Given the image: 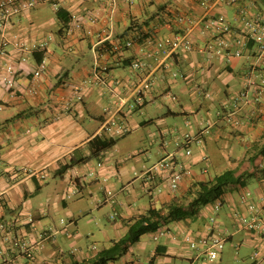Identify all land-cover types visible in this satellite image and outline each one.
I'll list each match as a JSON object with an SVG mask.
<instances>
[{
	"label": "crops",
	"instance_id": "1",
	"mask_svg": "<svg viewBox=\"0 0 264 264\" xmlns=\"http://www.w3.org/2000/svg\"><path fill=\"white\" fill-rule=\"evenodd\" d=\"M53 2L57 7L52 2H42L14 17L11 27L5 31L7 53L0 56V75L6 64H11L15 68L17 90L11 93L0 86L3 106L0 109V221L8 225L0 230V264H65L72 257L85 258L97 248L95 245V248L83 247L78 242L84 234L74 227L83 210L76 205L67 212L68 218L75 219L68 221L67 229L73 226L69 237L59 231L62 218L56 225L44 224L43 217L49 215L50 209L59 211L58 192L49 194L50 190H45L50 181L60 179L63 182L60 183L63 189L60 195L64 205L66 200L89 198L90 207L86 211L92 215L94 225H99L101 220L108 223L107 226L103 224L101 230L108 241L107 246L112 238L122 234L126 221L149 205L165 204L180 196L193 181L204 180L209 173H221L229 168L235 169L236 174L246 172L243 186L228 188L216 212L209 203L202 206L193 219L163 224L161 227L168 228L170 233L156 240L152 239L154 233H149L145 240L140 237L119 259L106 264H203V256L186 245L182 232L203 235L210 229L226 238L238 264H253L250 258L253 251L258 252L260 261L257 264H264V238L237 228L230 216L233 209L246 213V207L240 202V194L245 189L252 192L260 207H264V176L256 166L264 167V156H257L252 163L246 152L264 132V94L260 102H253L248 97V102L241 105L237 112L239 125L228 122L224 116L225 105L246 87V73L250 72L256 83L264 77V61L255 59L253 43L248 42L240 56L230 55L234 45L230 46L227 55L217 54L213 51L219 48L215 36L201 34L199 28L193 27L190 33L192 51L155 54L156 39L168 37L183 28L184 25L176 22V14L191 18L204 15L199 0H117L111 14L108 13L109 0ZM161 5H165L172 16L166 15L157 22L151 19L141 29L130 27L135 21L153 15ZM240 6H246L251 14H260L264 18V0H239L234 4L219 5L213 13L223 14L231 28L237 30ZM58 8H67L81 16L96 11L98 19L92 25L84 24L72 32L66 28L60 34L56 19ZM101 38L105 39L103 44L98 43ZM125 39H132L133 44L122 51L105 48L111 41ZM15 42L24 43L33 50L24 63L19 62L22 51L14 47ZM208 43L212 49L207 48ZM205 47L204 51L198 50ZM149 51L154 55L146 56ZM42 58H46L48 68L36 86V92L28 94L26 88L31 83V71ZM135 59H144L147 68L132 69L130 63ZM174 71L178 73L175 77L171 75ZM147 78L153 79V83L142 90V101L137 104L134 102L136 87L142 86ZM77 88L82 90L81 99H73L64 109V101ZM247 90L250 96L252 88ZM147 103L164 105L165 109L160 115L144 113L143 120L133 121L132 113L136 110L143 113ZM111 115H115L117 123L125 128L123 133L110 134L104 129L103 124ZM187 121L190 126L186 125ZM153 123L160 125L159 136L153 156L148 153L146 158L152 161L175 152L195 171L176 192H169L164 187L153 199L149 198L135 173L151 164L144 162L137 171L135 167L128 169L119 162L108 160L106 155L104 158L91 157L58 173L60 164L71 156L89 154L87 144L93 136L117 140L132 129L143 130L145 125ZM206 125L209 127L202 143L192 142V154L185 157L182 149L175 145L176 135L184 131L195 133ZM203 154L207 157L206 172L200 171L205 164L201 160ZM90 170L92 175L88 174ZM41 173L45 174L43 178ZM57 185L55 188L60 187ZM73 186L77 193L66 198L65 192ZM44 190L49 192L42 199L39 196ZM107 190L112 191L115 202L108 201ZM113 210L118 214L111 218ZM212 214L217 215L215 224L209 221ZM28 215L32 216L31 222L27 221ZM108 228L113 231L110 235ZM48 229L57 232L54 237L45 239L42 234ZM23 240L34 244L32 261L25 258L18 244ZM210 264L221 263L215 260Z\"/></svg>",
	"mask_w": 264,
	"mask_h": 264
},
{
	"label": "built area",
	"instance_id": "2",
	"mask_svg": "<svg viewBox=\"0 0 264 264\" xmlns=\"http://www.w3.org/2000/svg\"><path fill=\"white\" fill-rule=\"evenodd\" d=\"M54 0H0V29H1V41H0V56L6 55V37L5 31L8 30L11 25L13 18L26 13L33 9L36 5L42 2H52L57 7ZM239 2V0H199L200 6L204 9V15L199 18H191L186 14H176L175 20L177 23L184 25L180 31L172 33L170 36L156 39L154 41L155 54L159 52L163 54L169 53H188L193 50V39L191 37V29L193 27L199 28L201 34L207 35L213 34L216 38V44L219 48L213 49L217 54H228L231 45L236 46L230 55L240 56L242 54L243 47H246L248 42H252L255 46L254 57L259 61H264V18L259 14H251L246 6H240L237 11V19L239 21V28L236 30L232 29L225 16L221 13H213V9L219 5H230ZM117 0H109L108 2V13L111 14L116 8ZM98 17L96 11H91L86 15H77L71 13V22L68 26L70 32L80 29L84 24L92 25L96 23ZM104 38L98 40V43L103 44ZM133 44L132 39H125L123 41L109 42L105 48H109L112 51L119 52L123 49L130 47ZM208 49H212L211 43L207 45ZM14 47L17 50L22 51V55L19 57V62L24 63L27 61V57L32 53V49L24 43L15 42ZM198 49L199 51L205 50ZM154 52L149 51L146 56L151 57ZM132 69H146L147 63L144 59H135L130 63ZM48 68L46 58L40 59L31 71V83L26 88L28 94L36 92V86L38 85L42 75ZM15 68L7 63L5 68L0 75V86L7 90V92H15L17 90L16 81L14 79ZM97 73V72H96ZM95 74V73H94ZM96 75V74H95ZM173 77L177 76V72H172ZM246 87L244 90L238 91L237 94L232 97L231 102L225 105V118L228 122L239 125L241 121L237 117L242 104L248 102L249 98L253 102H260L264 94V77L260 78L259 82L256 83L252 79L251 73H246ZM142 86L136 87L135 103L142 101V90L148 89L153 79L147 78L143 80ZM252 88V93L249 96L247 88ZM82 90L79 88L74 89L72 96L64 101V109L68 107L69 103L73 99H81ZM0 103V109H2ZM187 126H190L188 121ZM104 129L110 134H121L125 128L117 123L115 115H111L103 124ZM208 125L202 127L198 132L184 131L176 135L175 145L182 149V153L185 157H190L192 154L191 143L198 142L202 143V137L207 133ZM201 160L205 162L201 168V172L207 171V157L205 154L201 156ZM100 165V163H97ZM195 171L193 170L190 163L184 159L178 157L175 152H168L161 158L154 161L150 166L146 167L139 173H135V177L139 178L142 182L143 191L146 195L155 197L162 188H167L169 192H176L180 185L186 178L193 177ZM89 175L93 174V171L88 172ZM44 173L40 174L43 178ZM77 193L75 186L65 192V197L69 198ZM108 195V201L113 203L114 195L111 190L106 191ZM240 202L246 207V213L241 212L238 209H233L230 212V216L235 226L239 229L247 230L249 232L260 235L264 238V207H260L253 199L252 192L250 190H243L240 194ZM210 207L213 212H216L221 203L219 200H215L210 203ZM117 212L113 210L110 214L111 218L117 216ZM27 221H32V216H27ZM209 221L215 224V217L213 214L209 217ZM61 228L60 232L66 236H70L71 233L67 229L68 222L65 223L63 219L60 220ZM7 223L0 221V230L7 227ZM176 231V228L173 229ZM57 230L48 229L44 231L42 237L45 239L52 238L56 234ZM170 233V230L166 227L158 228L152 235V239L156 240L161 236ZM182 240L186 245L197 251L203 256V264H210L218 257L219 253L224 248L226 238L221 235L218 231L210 229L203 235H193L188 231L182 232ZM19 246L23 250L25 258L32 261L34 258V244L30 241H20ZM92 248L95 246L92 245ZM252 263H259L260 259L257 251H253L250 256Z\"/></svg>",
	"mask_w": 264,
	"mask_h": 264
},
{
	"label": "trees",
	"instance_id": "3",
	"mask_svg": "<svg viewBox=\"0 0 264 264\" xmlns=\"http://www.w3.org/2000/svg\"><path fill=\"white\" fill-rule=\"evenodd\" d=\"M166 15L169 16L171 13L166 10L165 5H161L153 15L146 16L142 21H135L130 27L137 26L138 29H141L142 25L149 20L161 21ZM56 19L60 25L58 32L61 34L68 28L71 22V12L67 8H58L56 11ZM115 142L116 139L113 137L93 136L87 144L89 154L87 156H71L64 163L60 164L58 173H63L73 165L83 163L91 157H100ZM246 152L248 154L247 159L252 163L257 156H264V132L260 139L253 143ZM256 166L264 176V167L261 165ZM245 175L246 172L236 174V170L232 168L226 169L221 173H212L211 175L209 173L204 180H197L190 183L180 196L173 197L167 203L158 207L149 205L145 211L126 221L122 234L112 238L109 245L98 247V249L95 248L93 252L82 259L72 257L65 264H106L110 261H115L124 255L142 235L154 233L163 224L172 221L185 222L187 219H193L202 206L212 203L215 200H219L222 204L223 195L228 188L234 185L243 186L242 180L245 178ZM149 198L153 199L154 197L149 196Z\"/></svg>",
	"mask_w": 264,
	"mask_h": 264
},
{
	"label": "rangeland",
	"instance_id": "4",
	"mask_svg": "<svg viewBox=\"0 0 264 264\" xmlns=\"http://www.w3.org/2000/svg\"><path fill=\"white\" fill-rule=\"evenodd\" d=\"M164 109H165L164 105H157V104L154 105L152 103H147L144 106L143 113H141L139 110H136L132 113L131 116L133 121L140 122L141 120L144 119V113H148L151 116H154L155 114L160 115ZM177 121L180 122V118H178ZM159 126L156 125V123H153V124L145 125L143 127V130H136V129L130 130L129 133L118 138L116 140V144L112 148L108 149L103 156L102 153L99 158L101 157L104 158L106 155L105 158H107L108 160H111L113 162H119V164L127 166L128 169L135 167L137 171L141 168V165L144 162H146V165L152 164L153 160L156 161L157 159H153L152 161H150L151 159L146 158V154L151 153L152 155V152L155 150L157 146L156 140L157 137L159 136V131H158ZM60 183L63 182L60 179H56L52 182L50 181V183L47 184L48 186L45 187V190H47V188L50 190V192L48 191L49 194H52L54 191L58 192L59 211L53 212L50 209L49 215L43 217L44 224L49 222L53 225H56L58 224L60 218H62L65 221V223H67L69 220H72V222H74L75 219L73 218L71 219L67 217V212L69 209L72 208V205H76L77 207L80 208L81 211L83 210L82 214H80V217L78 218V224L74 227L75 230H78L79 233L84 234L83 237L78 240L79 244H81L83 247L88 246V248H90L92 245H95L98 248L108 244V241L104 237V233L101 232L103 224L107 226L108 223H104L101 220L100 223L98 222L99 225H94L95 223L91 219L92 215H90V213L86 211L90 207L88 205L89 198L83 197L75 200H66L65 202L66 204L64 205L62 201L63 200L62 196L60 195L62 189ZM54 185L60 187L55 188L56 186ZM45 190L44 192H42L43 194L39 196L42 199H44V197L47 196L48 194V192H46ZM140 199L145 201L144 198H140ZM73 201H77V203H73ZM213 216L215 217L216 220L217 215L214 214ZM52 219H55V221L57 220V222L54 223ZM88 219H91V221L87 224L86 221ZM94 226H96V228H94ZM72 227L73 226L68 227L70 232H72ZM111 233H113V231H111L110 228H108L107 234L110 235ZM148 235L149 233L142 235L141 240L147 239ZM233 257H234V252L231 250L229 246V242L225 241L224 249L219 253L218 257L216 258V261L218 260V262H220L221 264H238L239 261H236V259H234Z\"/></svg>",
	"mask_w": 264,
	"mask_h": 264
}]
</instances>
